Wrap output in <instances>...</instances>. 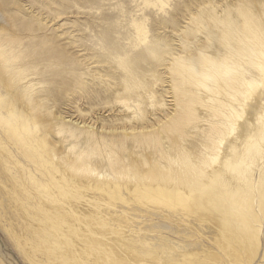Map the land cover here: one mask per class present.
Segmentation results:
<instances>
[{"label":"bare ground","instance_id":"bare-ground-1","mask_svg":"<svg viewBox=\"0 0 264 264\" xmlns=\"http://www.w3.org/2000/svg\"><path fill=\"white\" fill-rule=\"evenodd\" d=\"M257 5L258 12L238 4L211 7L210 25L192 17L189 23L197 29L182 27L176 47L149 45L144 22H133L147 45V59L166 71L171 106L153 91L158 81L165 83L162 79L148 83L138 76L135 54L118 59V73L109 72L113 99L131 120L141 121L146 109L138 96L145 93L152 112L161 109L164 120L149 127L155 132L148 137L164 146L155 162L154 154L147 162L133 158L126 163L117 155L110 158L109 152L113 176L93 167L92 154L70 157L57 151V142H48L50 130L43 131L42 125L51 127V121L35 112L39 95L28 85L31 95L26 98L20 89L26 75L11 64L12 40L0 39V86L5 91L0 94V201L6 197L5 203L24 216L17 229L2 228L27 261L264 264V3ZM5 6L6 1L0 5V20L9 15L5 22L13 27L18 18ZM197 40L198 45H189ZM216 44L226 54L214 50ZM198 112L209 116L200 118ZM127 115L123 118L130 122ZM57 118L71 125L72 136L85 142L95 136L96 120ZM147 129L140 130L147 135ZM101 130L115 138L119 129L103 125ZM121 131L127 138L137 133L136 127ZM187 131L192 134L185 135ZM184 139L203 149L200 162L190 158ZM120 147L121 152L127 149ZM149 209L159 211L157 221Z\"/></svg>","mask_w":264,"mask_h":264},{"label":"rangeland","instance_id":"rangeland-1","mask_svg":"<svg viewBox=\"0 0 264 264\" xmlns=\"http://www.w3.org/2000/svg\"><path fill=\"white\" fill-rule=\"evenodd\" d=\"M4 1L5 9L10 14H15L18 20L15 26L9 27L5 22L7 14L1 17L0 39L12 40L9 46L11 64L23 70L26 75L24 84L20 86L21 90H26V98L31 95L28 85L36 89L35 96L39 95L40 103H36L38 97L34 98L35 112L41 119L46 116L48 119L45 120L51 121V127L42 125L43 131L50 130L48 142L51 145L52 141L57 142V151L70 157L81 153L92 154L95 158L93 167L104 170L111 176L113 174L107 155L109 152H112L110 158L117 155L126 163L133 158L147 162L149 156L154 154L155 162L164 146L158 145L156 138L148 137L150 132H155L149 127L163 123L164 120L161 109L155 108L152 112L150 100L145 93L140 92L138 96L142 99L143 109H146V118L141 121L131 120L118 99H113V94L110 93L112 76H109V72L118 73V59L135 54L136 59L131 60H134L138 76L145 77L148 83L154 82L156 78L162 79L164 84L158 81L151 86L153 91L163 97L166 106H171V97L164 87L168 77L166 71L153 59H147V45L138 38L133 22H144L149 45L159 48L163 46L162 43H167L176 47L179 40L182 42V27L197 29V24L189 23L192 17L198 15L201 17L200 21L210 25L207 11L213 7L216 10L220 6L235 8L238 4L258 12V2L264 3V0H164L165 4L162 6L158 0H15V4L14 0H0L1 6ZM262 13L264 8L260 11ZM8 21L10 22L9 19ZM203 36L202 32L199 38L203 39ZM198 41L189 45L196 46ZM213 49L226 54L223 47L217 44L213 45ZM0 94L5 95L1 86ZM180 97L182 95H177L176 99ZM158 112H162L159 117L151 116ZM123 114L127 115L130 122L123 118ZM198 115L201 118L204 114L198 112ZM59 116L77 123L81 119L90 124L96 120L95 136H91L87 142L77 135L72 136L71 125L58 120ZM175 118L178 116L175 115ZM103 125L119 129L115 138L101 130ZM123 127H136L137 133L127 138L121 131ZM143 127L148 128L145 132L149 134H143L144 131L140 130L145 129ZM168 127L171 128V125ZM190 131L185 135L190 136ZM0 135L4 139L1 132ZM184 140L190 158L194 155L193 162H200L203 149L199 145H191L188 139ZM121 144L127 148L126 152L120 151ZM24 165L34 172L32 165L26 162ZM38 178L41 179L40 176ZM5 202L6 197L0 201V264H32L17 248L10 233L2 228L4 225H11L17 229L24 218L9 202ZM133 208L141 210L137 209L138 206ZM133 208L129 207L130 210ZM149 210L152 215H156L154 222L157 221L159 211ZM174 222L177 221L172 222L175 225Z\"/></svg>","mask_w":264,"mask_h":264}]
</instances>
